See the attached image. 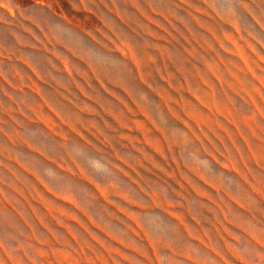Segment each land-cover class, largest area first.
Listing matches in <instances>:
<instances>
[{"label":"rangeland","instance_id":"obj_1","mask_svg":"<svg viewBox=\"0 0 264 264\" xmlns=\"http://www.w3.org/2000/svg\"><path fill=\"white\" fill-rule=\"evenodd\" d=\"M0 8V264H264V0Z\"/></svg>","mask_w":264,"mask_h":264},{"label":"crops","instance_id":"obj_2","mask_svg":"<svg viewBox=\"0 0 264 264\" xmlns=\"http://www.w3.org/2000/svg\"><path fill=\"white\" fill-rule=\"evenodd\" d=\"M24 1H27V0H17V2H24ZM35 2H37L38 0H34ZM35 7H37L36 5H34ZM10 11H11V9H7V10H3V9H1L0 8V14L1 15H3L4 17H11L12 16V14L10 15ZM7 12H9V14L7 13ZM1 28H4V26H1Z\"/></svg>","mask_w":264,"mask_h":264}]
</instances>
